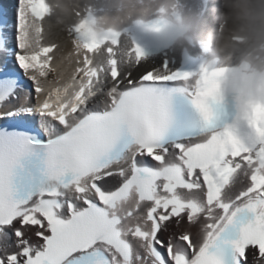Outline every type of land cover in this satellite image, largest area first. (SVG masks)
<instances>
[{
	"label": "snow or ice",
	"instance_id": "snow-or-ice-1",
	"mask_svg": "<svg viewBox=\"0 0 264 264\" xmlns=\"http://www.w3.org/2000/svg\"><path fill=\"white\" fill-rule=\"evenodd\" d=\"M51 17L0 9V264H264V105Z\"/></svg>",
	"mask_w": 264,
	"mask_h": 264
},
{
	"label": "clouds",
	"instance_id": "clouds-1",
	"mask_svg": "<svg viewBox=\"0 0 264 264\" xmlns=\"http://www.w3.org/2000/svg\"><path fill=\"white\" fill-rule=\"evenodd\" d=\"M51 22L84 24L90 38L106 41L134 67L135 33L158 39L155 58L198 59L201 68L226 70L222 90L243 113L264 105V0H50ZM116 44H112V40ZM105 58L103 47L97 60Z\"/></svg>",
	"mask_w": 264,
	"mask_h": 264
},
{
	"label": "bare ground",
	"instance_id": "bare-ground-1",
	"mask_svg": "<svg viewBox=\"0 0 264 264\" xmlns=\"http://www.w3.org/2000/svg\"><path fill=\"white\" fill-rule=\"evenodd\" d=\"M62 37H63V41H66L67 42V47H69V37L67 36V32L65 31V32H63L62 34ZM67 50V49H66ZM144 70H140V71H138V72H134L133 74L134 75H139L140 73H142ZM175 228H176V230L178 229L177 228V226L175 225L174 226ZM185 227H187V225L185 224L184 226H183V228H185ZM32 234V233H31ZM169 234V235H168ZM167 237H169L170 235H172V233L171 232H167L166 234H165Z\"/></svg>",
	"mask_w": 264,
	"mask_h": 264
},
{
	"label": "rangeland",
	"instance_id": "rangeland-1",
	"mask_svg": "<svg viewBox=\"0 0 264 264\" xmlns=\"http://www.w3.org/2000/svg\"><path fill=\"white\" fill-rule=\"evenodd\" d=\"M174 226H175V223H172L171 224V228L168 231V232H172V235H178L179 233H181L184 230V228H183L184 225L180 226V227H177L178 228L177 230H176V228Z\"/></svg>",
	"mask_w": 264,
	"mask_h": 264
}]
</instances>
